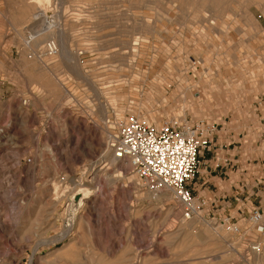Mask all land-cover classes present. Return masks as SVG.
<instances>
[{
	"label": "rangeland",
	"instance_id": "374dc122",
	"mask_svg": "<svg viewBox=\"0 0 264 264\" xmlns=\"http://www.w3.org/2000/svg\"><path fill=\"white\" fill-rule=\"evenodd\" d=\"M42 20L55 27L25 45ZM57 30L69 60L40 54ZM239 77L231 103L180 101L178 88H241ZM130 113L203 125L211 145L232 136L223 150L253 161L216 168L203 188L196 177V198L223 197L185 220L100 150ZM262 116L264 0H0V264H264L221 225L244 230L253 210L264 224ZM83 189L79 207L70 194Z\"/></svg>",
	"mask_w": 264,
	"mask_h": 264
},
{
	"label": "built area",
	"instance_id": "2783aa9c",
	"mask_svg": "<svg viewBox=\"0 0 264 264\" xmlns=\"http://www.w3.org/2000/svg\"><path fill=\"white\" fill-rule=\"evenodd\" d=\"M45 53L58 55L53 40L43 45ZM115 130L110 143L113 159L127 165L126 170L145 193L169 192L185 220L201 218L207 202L194 196L191 183L198 176L200 157L210 147L209 135L202 126L185 120H170L158 125L130 113L117 120ZM221 225L230 235H240L246 259L264 250V224L259 211L253 210L247 215L244 230L229 220Z\"/></svg>",
	"mask_w": 264,
	"mask_h": 264
},
{
	"label": "crops",
	"instance_id": "0c3cea01",
	"mask_svg": "<svg viewBox=\"0 0 264 264\" xmlns=\"http://www.w3.org/2000/svg\"><path fill=\"white\" fill-rule=\"evenodd\" d=\"M185 73H186V71L184 68L177 69V74L179 77L183 74L185 75ZM243 81L244 80L241 79L240 77L235 80L236 87L240 86L241 88H178L179 95H181V96H179V98H180V101L186 103L185 99H187V98H194L193 101L202 100V101L208 102V100L210 98L219 97L220 99L222 98L223 100L231 103L232 100H234V99L236 100L238 98V94H241L242 90H244V88H242V85H245ZM228 87H229V84H228ZM156 94H157V98L162 99V100H160L161 102L166 101V99H165L166 93L163 89L159 88L156 91ZM99 109L101 112L100 114H102V112H104V108L101 107V105H99ZM137 115L143 116L141 114H137ZM143 117H145V116H143ZM149 118H150V120H153L152 117H149ZM201 126H202V128L204 127L203 125H201ZM258 126L261 128L264 127V117L263 116L258 118ZM263 133L260 134V137L262 136ZM101 135H104V137H106V129L105 130L103 129L101 131ZM212 138L213 137L210 138V147H209L208 151L205 152V153H207L206 158H204L202 160V162H200L201 167H200L198 176L196 178V182L194 183V187L203 188L205 185H207V186L210 185L211 181L214 182L213 178H215V177H212L211 174L214 173L215 169L218 167H220L221 170L222 169L227 170V169H232L235 166L236 167L237 166L241 167L243 165L250 166L251 162L253 161V159H250L251 153L249 152L247 154V152H243L242 147H239V152H237L235 149L228 150V151L223 150V146H225V144H223V143H225V141L228 140V142H233L232 136H229L228 138L224 139L223 142H221V140H219L217 138L214 145H211ZM104 148H105V139H104L103 143L100 144V150L103 151ZM237 153H239L238 158L236 156ZM100 154H101V152H100ZM244 158H245V163H244ZM215 160H216V162L218 161L220 163L214 165ZM222 174L224 176L228 175L227 171L225 173L219 172V176ZM218 180L220 181L221 178H218ZM223 180H225V178H223ZM204 192H206L208 197L202 196V197H200L201 199L205 200L206 202L207 201L211 202L214 207H218L221 204L220 200L223 196L221 195V193L219 192L218 189L216 190V193L213 195L209 194L208 188H205ZM236 195L237 194L235 193L234 197H236ZM235 200H237V199H235Z\"/></svg>",
	"mask_w": 264,
	"mask_h": 264
},
{
	"label": "bare ground",
	"instance_id": "6f19581e",
	"mask_svg": "<svg viewBox=\"0 0 264 264\" xmlns=\"http://www.w3.org/2000/svg\"><path fill=\"white\" fill-rule=\"evenodd\" d=\"M40 17H41V14L39 15ZM42 18V17H41ZM53 27H55V26H52V25H50V23H46L45 21H43L42 20V22H40V24H38L37 26H35L34 28H31V30H30V34H29V36H31V37H29L28 39H27V41L25 42L24 41V44L25 45H27V44H29L30 42H36V40H37V38L41 35V34H43L45 31H47L48 29H52ZM62 34L63 33H61V31L60 30H57L56 31V40H54V39H52V38H50V39H48V40H46V41H44L43 43H47L48 41H50V40H53V42H55L56 43V46H57V48H58V55H59V53H60V55H62V57H66L68 60L71 58V57H69L68 56V52H67V50H66V48H65V46H64V44H63V42H62V37H64V36H62ZM64 40V39H63ZM41 50H43V47L41 48ZM41 54V56H43V57H48V58H55V57H57V56H49V55H47L46 53L45 54H42V52L40 53ZM72 61H70L69 63H71ZM72 66V65H71ZM120 119V117L118 118V119H116V120H114L113 121V124L115 125V129H116V125H117V120H119ZM114 135L113 136H109L108 138H106L105 139V148H106V150L109 152V154H110V158L112 159V161L115 163V165H116V161L113 159V156H112V151H111V149H110V143L112 142V140L114 139ZM102 163H105L103 160H102ZM121 165H123V167H124V170L126 171V167H127V165L126 164H121ZM104 167H106V164L104 165ZM132 178V180L135 182V185L139 188V189H142L141 188V185H140V183L134 178V177H131ZM81 182V181H80ZM76 183V182H75ZM77 187V189H79L80 190V187H82V184H80V183H77V184H75V187L74 188H76ZM87 193V191L86 190H81L80 192L78 191V192H76V193H74V194H70V196H71V198H70V201L71 202H73V201H76V198H79L78 199V206L80 207V205H82L83 204V201L85 200V199H87V196H89V195H87L86 193ZM162 193V192H161ZM90 194V193H89ZM150 198H155V196H158L157 194H155V195H150V194H148V193H146ZM167 194L168 195H170V196H172L171 195V193H169V192H167ZM168 195L166 196V195H163V194H160V196L161 197H163V198H166V199H168L169 197H168ZM60 196V195H59ZM63 196V195H62ZM68 197V196H67ZM161 197H159V198H161ZM173 198V197H172ZM169 200V199H168ZM66 202V201H65ZM68 202V201H67ZM66 205V204H65ZM68 208V207H67ZM68 210H70V209H68ZM72 210V209H71ZM70 213V212H69ZM256 256V260L258 261L259 260V255L257 256V255H255ZM256 261V262H257ZM259 264V263H258Z\"/></svg>",
	"mask_w": 264,
	"mask_h": 264
}]
</instances>
